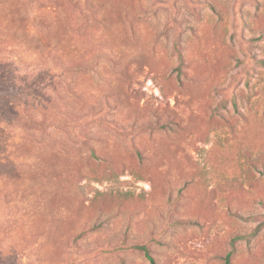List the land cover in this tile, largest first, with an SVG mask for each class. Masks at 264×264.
I'll return each instance as SVG.
<instances>
[{
	"label": "rangeland",
	"instance_id": "rangeland-1",
	"mask_svg": "<svg viewBox=\"0 0 264 264\" xmlns=\"http://www.w3.org/2000/svg\"><path fill=\"white\" fill-rule=\"evenodd\" d=\"M261 61L264 0H0V264H264Z\"/></svg>",
	"mask_w": 264,
	"mask_h": 264
},
{
	"label": "trees",
	"instance_id": "trees-1",
	"mask_svg": "<svg viewBox=\"0 0 264 264\" xmlns=\"http://www.w3.org/2000/svg\"><path fill=\"white\" fill-rule=\"evenodd\" d=\"M179 48V47H178ZM178 56H179V60H180V64H182V58H181V54L180 52L178 53ZM261 63L264 65V61H261ZM264 227V222H262L261 224H258L256 229L254 230L253 234H255L257 231H259L260 229H262ZM241 239L240 236H237L233 239V242L234 243L236 240H239ZM135 249L141 251L144 253L145 257L151 262L153 263V259L150 255V251L149 249L145 246V245H136L134 246ZM232 251L233 249L226 255L225 257V264H230V257L232 255Z\"/></svg>",
	"mask_w": 264,
	"mask_h": 264
}]
</instances>
